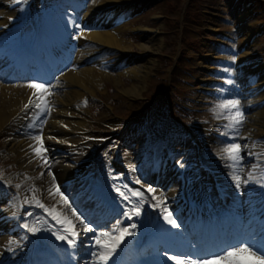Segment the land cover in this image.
Masks as SVG:
<instances>
[{
	"label": "bare ground",
	"instance_id": "6f19581e",
	"mask_svg": "<svg viewBox=\"0 0 264 264\" xmlns=\"http://www.w3.org/2000/svg\"><path fill=\"white\" fill-rule=\"evenodd\" d=\"M137 0H93V4L97 3L99 6H109L111 4H121V3H132ZM4 13L3 5L0 4V15ZM239 20L243 21L244 25L242 24V28L240 27V32L242 33V41L244 43H248L250 38L255 34V22L250 21L248 18V13L240 14L238 17ZM247 21V22H245ZM6 24L5 20H0V26ZM70 28V25H68V29ZM125 29V25L121 28L111 31V32H92L88 33L87 36H89V41L93 42L97 45H105L107 44L109 47L120 49L122 52H131L129 49L131 48L129 45L125 46L124 41V35L125 33L123 31ZM154 37L151 39L152 45L143 44L144 50L147 52L151 51L153 54L157 50L160 49L161 44L157 41L159 31L153 30ZM119 32V34H118ZM130 48H129V47ZM141 46V45H140ZM256 46V45H255ZM123 48V50H122ZM252 48V47H251ZM250 48V49H251ZM249 49V50H250ZM91 54L90 52H86V50L82 51L81 56H79V59H83L86 56ZM151 54V55H152ZM94 55V54H92ZM90 55V56H92ZM141 56V54H138ZM151 55L149 58H151ZM88 56V57H90ZM243 57H250V52H246L241 56ZM87 58V57H86ZM124 58V57H122ZM153 61L152 59H149L144 65L142 66H136L135 68H126L121 73L117 74L113 78V85L119 89L120 85L124 84V80H122V77L129 76L133 79L132 84H124L122 90L119 92V95L122 96H128L130 98H139L143 95V91L145 89L146 81L148 80V75L150 74L151 67L153 68ZM240 62H243V60H240ZM24 68H20L18 70H15L14 73H21L24 72ZM255 72H258V68L256 71L252 66L246 67V68H239L237 71V76L235 77L234 81L241 84V86H244L247 84V80L250 79L252 76L256 75ZM244 77H246V80H242ZM101 79L107 78L110 81L109 75L105 73H101L99 71H96L93 68H84L77 72H74L73 70H69L68 72L64 73L62 76L59 77V81L55 84L57 88L60 90L63 86H65L66 90L63 92L70 93L72 97L65 95V97L60 98L57 96H54L58 94L60 91H55V94L53 95L52 100V107H51V113L48 115L46 119V123L43 126V133L44 137L47 139L49 137H52V139L47 140L43 142L44 146L48 149L47 152H56L64 150L65 157H59V161L55 162L50 166V172L51 174L54 173L55 176V184L60 185L63 187V182L68 181L72 178V165L71 160H69L67 156V148L63 147L62 145H59L56 143L57 141L61 142L62 144L66 141L70 143L77 144L79 141L78 137L81 134V132L86 128V122L83 121L80 116L79 112L74 107V104L78 102L79 100L86 92L88 93H94L95 89H97V82ZM32 80L36 81V77H31ZM61 80L64 81V83L61 82ZM31 83V82H28ZM255 85V83H253ZM263 85V83H261ZM261 84L258 85V88L255 86H251L248 89H252L250 91L243 90L240 91L238 94V98L241 101V110L243 111L245 115V122L243 126V130L241 133V136L239 137V142L242 144L243 150L242 154H247L248 157L246 158L249 160V162L246 164V166H252L254 164V156L256 153L259 152V149L261 148V141L260 138L264 134V91L262 90ZM28 84H24V88H17L13 86L12 84H5L2 77H0V129L9 122L13 115H15L18 111L21 110V108L25 105V103L28 101V99L31 97L32 93L34 91L38 92V89H32L27 86ZM241 86H237L238 89ZM256 89V90H255ZM63 90V89H62ZM83 92V93H82ZM43 94L41 91L38 95ZM62 95V94H61ZM51 97V96H50ZM49 98V97H48ZM46 98V99H48ZM73 98V99H72ZM77 98L76 100H74ZM11 131H15L14 129H9ZM255 141H257L255 143ZM242 142H245L244 145ZM30 145H35L37 148L39 147V142L34 141L32 139H23L22 137L16 138L11 144H10V152H16L17 153V160L20 161L21 165H25L28 163V161L35 162V165L37 167H40V158L39 156L35 155L32 151V148H30ZM249 153H253L254 155H249ZM140 157L134 156L132 158L131 163H133V166H131V170L138 165L137 159ZM49 159V158H47ZM82 160L81 158L77 159L76 162H80ZM43 167L40 168L39 172H36V176L39 178V182L42 184V186L45 189L44 199L49 202L50 206H57V208L62 209L65 206H63V202L60 200L59 196H50L48 193V189L52 188L53 193H55V187L52 181V175L48 174V170H43ZM44 172V176L41 178L40 173ZM158 192L161 195H165V197H171L172 193H163L161 189L158 190ZM90 197V196H88ZM87 197V199H88ZM170 208H173V204L169 205ZM60 214L61 211L57 210ZM257 222H255L256 224ZM4 223L0 224V231L3 230ZM108 231L105 226L101 227L99 230H97L98 233ZM7 237L4 236V234H0V259L4 255V247L8 246L6 245ZM94 249V248H93ZM96 249L92 250L95 251ZM248 259L246 261L251 264H258L256 260L252 261V258L247 256ZM213 264H221L220 261H217ZM227 264V263H226Z\"/></svg>",
	"mask_w": 264,
	"mask_h": 264
},
{
	"label": "rangeland",
	"instance_id": "374dc122",
	"mask_svg": "<svg viewBox=\"0 0 264 264\" xmlns=\"http://www.w3.org/2000/svg\"><path fill=\"white\" fill-rule=\"evenodd\" d=\"M165 1L166 0L160 1L161 4L159 3V6L157 7L155 6L157 4L156 2L150 5L145 3L144 6L146 7V9L143 12H141L139 9L137 10V12L141 14V17L135 19L137 21L134 20L125 25V29H124L125 31H123L125 33L124 35L125 44L124 45L125 46L129 45L133 49V51H135V53L137 51V54H141L139 58L135 59L136 62L140 63L138 65L142 66L147 61H149V59L154 60L156 57H158L159 69L155 67V69L151 71L153 72L152 76H151V73L149 74L151 78L153 79V81L151 82L152 87L148 85L149 81L145 84V89L142 95L144 97L140 98V100H137L138 98L137 99L130 98V97L125 98L127 99V101L129 99V102L132 101L129 103L130 105L129 108H131V106L133 107L132 112L127 113L128 107L122 106L121 101L117 102V108L120 112V115L127 116L128 114L132 115L133 113H137L138 111H140L141 108L143 107L142 103L146 101L145 97H152L156 93V91L162 88V85H163L162 77L164 76L163 75L164 71L172 70V68L170 69L163 68L165 64L169 65L170 63L174 62L171 59L166 60V61L163 60V55H164L163 53L173 54L175 52L174 48L169 46L171 45V41L174 39V36H168V34L170 33L168 31L171 30V28H169L167 26V23L163 21L164 19H166V11H165L166 8H165V5H163ZM197 1L199 2V4H201L202 9H200V13L196 15L195 21H196V24L199 25V29H206V32H204V34H201V38H195L191 35H187L188 40L190 41V44L194 46L196 50L195 52H193V54L195 55V58H193V61H192V67H193V71L195 74L194 76L190 77L192 79L191 80L192 83L186 84V85H187V90H188V96L190 97L197 96V99H198L199 95L194 93L193 91L195 86L207 88L205 86L206 82H202V81H205L207 77L210 78V76L216 75L214 74L213 71L224 70V72L226 73L227 68L223 67L221 62L213 61L214 57L216 55H220L221 53V47H220L219 41L221 38L224 40V35L227 36L231 32H238L237 29L240 27L241 24L244 23L243 21L238 19V17L240 16L239 14L243 12H248V11L241 12L239 8L240 4L238 1H235V0H197ZM191 8L193 9V6ZM248 13L250 15V18H249L250 21L255 22V28H254L255 30H257L258 27L264 26V22H263L264 10H262V8L260 9L258 6L256 7V10L254 12L249 11ZM181 15L182 14L178 12L171 14V18L173 22L181 21ZM254 16H259L260 18H255ZM187 18L189 20L192 19L190 14L187 16ZM238 23L240 24L239 26H237ZM184 25L186 28L189 26V24H186V23ZM140 27H142L141 28L142 30L137 29ZM242 27L243 26H241V28ZM156 29L159 31V34H157L158 35L157 41L160 42L161 47L159 50H157L156 52L152 54L151 51L147 52L146 50H144L145 48L143 46L145 44H148L150 46L152 45V42L154 41H152L151 39L154 37V34H150V32L154 33L153 30H156ZM133 33L134 34L137 33V35H139V41H136V42L134 41L136 38H138V36H135V35L132 36ZM239 34L233 33V35H230L235 40L236 45H239L238 43L239 40H240V43H244V41H242V35L240 34L241 35L240 36ZM217 42L218 44H215ZM150 55H151V58H149ZM211 64L213 65L216 64L215 68L218 70L212 69V71H210L208 69V66H211ZM184 69L185 67H183V69L181 68L176 69L175 75L173 77L175 83L176 82L178 83L179 78L185 74ZM117 74L119 73L115 72L112 75H109L110 82L108 83L111 86L113 83V78L117 76ZM151 78L150 80H152ZM219 79H222V78L219 77L218 80ZM122 80H124V84L130 85L133 83V79L129 76H127L126 78L122 77ZM123 85H120L118 90L115 88L114 91L116 93L118 91L120 92L123 88ZM178 92H180V90H178ZM163 93L164 91H161L159 95ZM68 96L70 98L72 97L71 94H69ZM117 96L120 97V95L118 94ZM171 96L173 98L179 99V95H175L174 91L172 92ZM210 96H213V95L210 94ZM199 102L203 105H205L206 103V100L203 97V92H201V97L199 98Z\"/></svg>",
	"mask_w": 264,
	"mask_h": 264
},
{
	"label": "snow or ice",
	"instance_id": "6c2138e0",
	"mask_svg": "<svg viewBox=\"0 0 264 264\" xmlns=\"http://www.w3.org/2000/svg\"><path fill=\"white\" fill-rule=\"evenodd\" d=\"M16 3H23L26 4L27 0H14ZM226 83L232 84L233 81L231 79L227 80ZM29 88L32 89H39L43 93H47L48 95H54L52 89V85L39 83V82H32L27 85ZM33 95L37 96V102H33V100L29 99V105L34 107L35 109L39 110L41 115H49L51 112V104L47 101L46 97L43 99L34 92ZM87 101H85V104ZM29 105H26L25 108L27 109ZM213 111L216 114L218 119L222 118L226 121L223 125L224 131L221 132V135L228 137L233 142L225 143L219 149L218 155L221 159L228 161L229 163L227 166L230 169V175L233 182L236 185V188L239 189L242 183H247L248 181L254 180L256 183H260L264 185V167H260V160L264 159V153H261V157L258 158V163L252 166V169L245 179L242 175L244 168H243V159L244 157L241 155L243 147L241 144L235 142L238 138L240 130L244 126L245 122V115L241 110V101L239 99H228L221 103H218ZM46 123V121H43ZM233 133L234 135H229V133ZM52 139V137H49ZM32 140L39 142V147L37 148L35 145H30L29 147L32 148V151L35 155L39 156V158L44 162V164L48 163V159L46 157V153L48 149L43 144V129L41 128L37 135L31 137ZM249 155H254L253 153H249ZM181 166H183L181 164ZM259 170L261 178L259 180L256 179V171ZM44 172L40 173L41 178L44 176ZM48 174L52 175V181L55 187V193H53L52 188L48 189V193L50 196H59L60 200L63 202V206L71 208L69 204L68 198L61 192L59 185L55 184V176L50 172V166L48 170ZM139 183V181H137ZM19 187V185H17ZM32 192V199L28 201L32 203L33 206L41 208L47 215L51 216L53 220H56L58 223H65L70 224V221H65L61 219V214L57 211V206H46L44 202H42L37 193L39 189L33 185L30 189ZM116 192L120 197L124 200H127L130 204H133L132 197H135L141 203L143 202L144 196L143 193L139 191H133L131 195L126 194L125 192L121 191L120 188H116ZM148 192L154 193L155 190L151 187L148 188ZM72 215L77 216V219H80L78 214L75 212V209H72ZM131 212H134L135 216H140V208L138 205L133 204ZM27 215H32L31 212L27 213ZM133 216L131 214L128 215V219H132ZM164 219L169 223L173 228H179L180 225L176 222V220L172 217L171 213H168ZM80 224L83 227L84 234L87 235L88 233L95 232V229L90 227L88 223H85L83 219H80ZM21 227L26 230L27 232L35 233L38 231L37 228L30 226L27 222L21 224ZM73 228L75 225L72 226ZM136 225L132 224L131 228H135ZM116 232H119V235H116ZM66 234H61V232H57L56 239L65 241L70 247L75 248L77 246V238L80 235L79 232H72L69 230H65ZM133 235L132 232L129 231L127 227L120 228L117 226L112 231H104L100 232L98 236L95 237L92 245H86V247L94 248L95 251H91L90 255L97 258V264H108V261L112 258L115 254L117 248L124 242V239L127 236ZM71 236V238H69ZM247 254L252 257H255L258 264H264V254H258L256 251H252L248 246L240 245L235 246L229 249H226L224 252L220 253L212 257L213 260L220 261L221 264H241L240 261L233 260L232 258L238 256L240 254ZM168 259L173 260L175 264H209L208 261H198L192 259H186L180 256H169ZM91 264V262H90Z\"/></svg>",
	"mask_w": 264,
	"mask_h": 264
}]
</instances>
